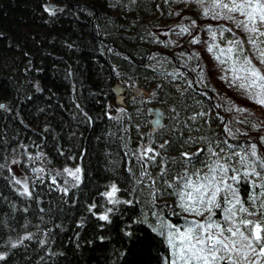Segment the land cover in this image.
<instances>
[{"label":"trees","instance_id":"1","mask_svg":"<svg viewBox=\"0 0 264 264\" xmlns=\"http://www.w3.org/2000/svg\"><path fill=\"white\" fill-rule=\"evenodd\" d=\"M187 1L0 0V264H171L169 226L204 220L179 206V193L191 190L183 188L188 178L202 179L218 160L229 177L238 175L227 183L245 206L250 195L264 192V119L231 113L256 104L219 74L205 31H215L221 46L240 40L252 63L256 51L247 33L196 13ZM184 19L203 37L162 39L163 30ZM190 52L203 74L185 60ZM116 82L144 94L128 95L125 108L114 111ZM148 105L164 111L155 130ZM149 147L155 159H142ZM16 156L21 165L26 157L27 165L44 168L30 183L31 195L22 194L8 170ZM75 165L79 184L65 186L53 174ZM111 184L120 189L116 198L129 203L106 202L100 193ZM218 199L213 219L224 225ZM107 208L109 221H100Z\"/></svg>","mask_w":264,"mask_h":264},{"label":"snow or ice","instance_id":"2","mask_svg":"<svg viewBox=\"0 0 264 264\" xmlns=\"http://www.w3.org/2000/svg\"><path fill=\"white\" fill-rule=\"evenodd\" d=\"M197 3L202 6L206 0H197ZM212 10L214 17L223 16L224 19L232 20L237 27L241 28L248 34V43L252 45L256 51L257 58L264 65V48L259 47V44L264 41H257L256 37H264V0H211L208 7L204 8V14L208 15L209 10ZM219 9V11H216ZM45 11L49 14H54V9L51 6H45ZM226 13V14H225ZM233 13H239L243 19L237 20ZM188 29L182 28L181 31ZM211 31V28H209ZM224 29L221 30L223 35ZM215 32H212L215 39ZM197 41L193 39L192 43ZM227 49H220L221 54L225 51L231 54L236 52L237 55L233 60L231 71L234 74V79L240 80L239 87L245 89L249 99H253L258 105L264 106V73L257 68L252 60L243 53L240 40H231L228 42ZM217 45H209L208 52H212ZM231 59V56L229 57ZM220 59V57H216ZM224 61H221L223 63ZM0 104V108H4ZM264 140V137L261 138ZM150 147L143 151L141 158L148 157L155 159L154 156H148L152 152ZM187 156V153L183 154ZM251 156L256 157V145L251 146ZM260 167L264 168V161L260 163ZM208 173L203 178L197 179L194 182L188 178L184 185V189L190 191H181L179 193V206L184 212L192 213L195 216H204L203 221L192 220L186 222V226L182 229L179 227L169 226L167 233V243L172 250L171 264H260L264 259V192L260 196L250 195L246 202L241 201L237 189L227 180L238 181V175L228 176L229 167L225 163L213 161L208 166ZM70 177L76 180L79 184L81 180V169L77 167L75 170L65 168L63 170ZM219 173V175H217ZM252 174L259 177L261 174L255 169H252ZM59 175V173L57 174ZM248 172H245V176ZM16 184H20L19 179L15 180ZM55 183V180H53ZM253 187H256L253 183ZM264 187V184L261 185ZM64 192L68 189L64 188ZM120 189L116 184L108 186V190L100 193L105 198L108 204L129 203V201H120L116 198L117 192ZM31 195L27 184L23 186V193ZM222 197L223 204V221L222 225L219 221L214 220L213 209L221 208ZM93 203L89 207V211L96 208ZM112 208H107L97 215L100 221H109V213ZM259 216L258 219L250 217ZM31 238V237H26ZM17 241L12 244L16 247ZM5 255L0 253V260H4Z\"/></svg>","mask_w":264,"mask_h":264},{"label":"rangeland","instance_id":"3","mask_svg":"<svg viewBox=\"0 0 264 264\" xmlns=\"http://www.w3.org/2000/svg\"><path fill=\"white\" fill-rule=\"evenodd\" d=\"M189 1H190V4L192 6H196L195 7L196 13H198V11L200 10L201 14L204 15L205 17H210V16L214 17L211 9L209 10L208 15L204 14V8L208 7L210 5L211 0H206V3L203 6L199 3H197V0H188L187 2H189ZM225 2H228V0H225ZM216 11H219V9H217ZM232 15L235 16V18L237 20L243 19V17L240 16L239 13H233ZM214 18L224 19L223 16L214 17ZM225 20H227V22L230 24L232 32L239 34V32L242 29L237 27V25L232 20H228V19H225ZM182 28H186L188 30L182 32L181 31ZM262 30H264V26H262ZM212 32H215V31L206 30L204 40L206 41L205 42L206 50H207L209 45H217L218 46V47H214L212 52H208V54L211 55V57L213 59V63L215 64L216 69L218 70L219 74L224 78V80H226V82L229 84V86L232 88V90L236 91L238 94H242V95L246 96L249 99V96H248L246 90L239 87V84L241 81L234 79V74L231 71L233 60L235 59V56H232V53L231 54L227 53V51H225L223 54H221L220 49L221 48L227 49L228 47H226V45L221 46V41H220V38L218 35H215V39H213ZM180 33H186L187 41L189 43H192L193 39L196 40V38L198 36L203 37V35L194 31V22H192L190 19H184L181 21L180 24H178L176 26L172 25L168 29L166 28V31L164 32V30H163L161 35H162V39H164V40H166L167 38H171V39H167V40L171 41V42L172 41L176 42V40H178V38L180 36ZM230 41H231V39H230ZM243 42H244V44H247L246 41H243ZM230 56H231V59L229 58ZM216 57H220V59H216ZM184 58L187 61V63L189 62V64L193 65L195 69L200 67L199 69H201V74H203L204 69H203V67H201V62L198 59V57L196 56V54H194L193 52L186 53L184 55ZM253 59L254 58H252V60ZM221 61H224V62L221 63ZM253 64L257 68H259L262 73H264V65H262L258 59L255 60L253 62ZM164 65H165V62L159 63V66L163 67ZM128 86L129 85L125 82H116L115 84H113L112 91L114 94V99L110 103V107L114 111H119V110L124 109L125 105H126L127 96L133 94L131 91L135 86L132 85L130 88ZM140 94H144V92L141 91ZM250 100L252 102H254V104H256V105H254V107L247 110L246 108L236 106V107H234V110L231 111V113H234V114L236 113L237 115H240V116L242 114H246V116L250 117L252 120H255V121L259 117L264 119L263 114H262V111L264 110V106L258 105L253 99H250ZM229 104H230V101L228 100L227 103H225V105H226V110L230 112V109L227 107ZM26 159H28V158L25 157V160L23 159V161H22L23 165H21L20 158L17 156L11 158L8 162V170L11 174V177H12V180L14 181V183H15V180H17V179H19L21 181L20 184L15 183L21 192H23V186L25 184H27V186L29 188L31 182L39 179L44 174V168L41 167L40 164H37V165L28 164L27 165ZM77 167H79V166L78 165L64 166V167H61L59 169H55L53 174H55L56 176L59 177L60 182L63 185L72 186V185L76 184V180L73 177H70L63 170L65 168L75 170ZM58 173H59V175H57ZM107 190H108V188H107ZM191 220L200 221L199 219H197L195 217H191Z\"/></svg>","mask_w":264,"mask_h":264},{"label":"water","instance_id":"4","mask_svg":"<svg viewBox=\"0 0 264 264\" xmlns=\"http://www.w3.org/2000/svg\"><path fill=\"white\" fill-rule=\"evenodd\" d=\"M132 95H138L141 93V90L137 87L132 89ZM129 95L128 97H131ZM147 113L150 115L149 123L151 130H155L158 127H161L164 121V111L160 106L148 105L146 107Z\"/></svg>","mask_w":264,"mask_h":264},{"label":"bare ground","instance_id":"5","mask_svg":"<svg viewBox=\"0 0 264 264\" xmlns=\"http://www.w3.org/2000/svg\"><path fill=\"white\" fill-rule=\"evenodd\" d=\"M131 230V229H130Z\"/></svg>","mask_w":264,"mask_h":264}]
</instances>
